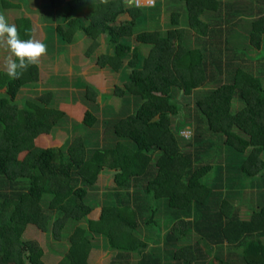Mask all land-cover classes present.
Segmentation results:
<instances>
[{
	"label": "trees",
	"instance_id": "16d2710c",
	"mask_svg": "<svg viewBox=\"0 0 264 264\" xmlns=\"http://www.w3.org/2000/svg\"><path fill=\"white\" fill-rule=\"evenodd\" d=\"M172 1L170 23L160 30L156 4L47 0L43 17L60 19L45 27L49 39L69 45L84 36L90 57L103 36L109 52L96 64L126 70L112 91L124 105L109 115L98 88L84 81L87 109L68 126L82 131L65 145L35 142L70 123L51 91L37 93L39 64L18 79L0 70V264H48L39 240L26 237L31 225L65 248L57 264H89L100 239L116 251L110 264H130L133 253L132 264H211L222 255L233 264H264V201L239 218L236 179L225 185L222 167H214L228 160L227 172L264 184V109L255 106L264 97V0ZM149 19L152 29H139ZM15 25L22 39L32 38L29 18ZM177 94L192 97V105ZM234 102L233 117L214 129L212 109ZM190 124L186 138L181 131ZM99 129L111 139L93 144L88 139ZM52 164H69V171H52ZM104 170L114 186L99 201L89 190Z\"/></svg>",
	"mask_w": 264,
	"mask_h": 264
},
{
	"label": "crops",
	"instance_id": "0c3cea01",
	"mask_svg": "<svg viewBox=\"0 0 264 264\" xmlns=\"http://www.w3.org/2000/svg\"><path fill=\"white\" fill-rule=\"evenodd\" d=\"M39 1L41 2V0H35V3L31 5L32 7L31 12L33 13L35 18H33L32 15H28V14L26 15L25 18H29L32 22V28H33L32 39H37L44 43L45 40L47 41L49 39L47 31L45 30V27L47 26L53 27L57 25L60 19L58 15L54 17V19H51V20L45 19L42 13H40L38 10L39 6L37 4ZM158 2H160V0H157L155 2L156 6L158 5ZM172 2L173 1L170 0L169 3L164 6L163 11L165 9H168L169 7H173V6H170V3ZM131 3L133 4V0H131ZM15 5L16 6L12 8L22 7L19 3ZM128 5H129V2H128ZM24 9L25 8L23 7V10ZM125 17L128 18L127 16H124L122 19H125ZM157 22H158V25H156L157 29L164 30L165 27H167V24L163 22L162 16ZM42 33L43 35H41ZM44 33L45 35L46 34L47 35L45 36ZM50 34H52V32ZM85 38L86 37L84 36L76 35L72 43H70L69 45H63L55 36H52L49 39L50 42H48L46 52L44 54H41V56L39 57V62H38L40 66V81H39L38 87L36 88L37 93L41 94L42 92H45V91H51L52 92V103H54L55 106H57L60 110L64 111L65 114L70 119V122L72 123L74 121L80 122L83 118L85 110L87 109V106L82 102V97L80 94L81 92L80 89L83 90L82 86H83L84 81L98 88V90L100 91L98 100H99V97H100V101L105 99V98H102L103 95L106 97L108 96V98L112 96V94H110V96L106 95L107 93L105 91L107 87L103 85L102 82H99V78L103 76L105 77V75L107 76L108 74L111 75L114 72L106 68H100L96 64V59L100 54L109 52V49L107 48L105 44V39L103 36H101L98 39L99 46L96 49L95 53L93 52V54H91L90 57H86L84 52L87 46L90 44V41H86L87 38L86 39ZM102 46H105L103 53H102V50H100L102 49ZM6 54H8L7 49H6ZM7 58L8 57H6L5 59L7 60ZM0 70H4V67H2L1 60H0ZM117 76L120 77L124 81L125 75L123 76L121 72H118V75H116V77ZM123 81L121 83H114L113 87L115 85L121 86L123 84ZM71 93H73V95ZM113 96H116V95L114 94ZM119 102L120 104L118 108L119 110H121L124 103H122L121 98L119 99ZM113 105H112V102H108V104L105 106L104 104L101 103L103 116L109 115L112 111L118 109V108L116 109L115 105L114 106ZM69 128H72L70 124H69ZM79 131H82V130H79ZM57 132L58 131L51 132V133H48L47 135H51V134L54 135V134H57ZM40 135H43V134H40ZM35 142L37 143L36 140ZM61 144L56 145V146H60ZM41 146H45V145H41ZM47 146H54V145H47ZM217 166L222 167L223 173L221 174V176H223V179H224L223 183L225 185H227L228 182L233 181V178L235 177L234 179L236 180L233 181L234 182L233 187H234V190H238V192L236 193V197L235 199H233L232 202H233L234 207H236L235 210L238 213L239 218L248 219L252 210L258 207V204L261 202V200L264 201V197L261 191L262 189H264V184H260V182H255V181L247 182L248 178H243V177L241 178L233 174V172H227L225 167L228 166V160L221 161V163H214V167H217ZM56 167H57L56 171L60 173H66V171L69 169L67 164H62L58 166L56 165ZM107 171L108 170H105L103 172H107ZM214 173L215 171L211 174V176L214 175ZM212 178L214 177L212 176ZM231 184L232 183L230 182V185ZM246 189L248 192H246ZM96 208H98L97 214L94 217L89 216L92 219H97L99 217L100 206H96ZM96 208L94 207V209L91 211L90 214L94 213V210H97ZM30 227L33 228L35 226L31 225ZM95 250H98L99 252H95ZM108 250L113 251V249H110L108 246H106L105 242H103L102 239H100L97 245H94L91 249L90 256H89V264H91L90 261H91L92 254H99V257L102 258L104 261V259L106 258L105 257L106 253H104L103 251H108ZM52 252H54L56 255L59 253L56 249H53ZM115 254H116V251H115ZM134 255H135L134 253L131 255L132 257L130 259L131 261L130 264L137 261L138 256H134ZM57 256H60V257L58 258V260H56L55 264H57L60 261V259L62 258V254L60 255L58 254ZM114 256L112 258H114ZM45 260L48 264H51L47 261V250L45 254ZM111 261L112 260H110L107 264H110ZM120 261H123V260H120Z\"/></svg>",
	"mask_w": 264,
	"mask_h": 264
},
{
	"label": "rangeland",
	"instance_id": "374dc122",
	"mask_svg": "<svg viewBox=\"0 0 264 264\" xmlns=\"http://www.w3.org/2000/svg\"><path fill=\"white\" fill-rule=\"evenodd\" d=\"M1 1H3V0H0V15L5 16L10 23H14L15 24L16 20H18L19 18H22V17H26L27 14L28 15H32L33 18H35L33 13L31 12L32 11L31 5L33 3H35V0H4L5 2L9 1L10 3H15V4L19 3L22 6L20 8H11V9H6L3 6V3ZM154 1L156 2L157 0H154ZM169 1L170 0H160V2H158V5L156 6L157 8H154V9L159 10V13L163 17V22L165 24H169L170 23V17H171L172 13L175 10L173 7H169L168 9H165L163 11L164 6L166 4H168ZM226 1H228V0H226ZM128 2H129V4H131V0H128ZM41 3L43 5V7H42L43 9H41V6H42ZM47 3H48L47 0H41V2L39 1L38 4H37L39 6V8H38L39 12L42 13L43 15H45V16H48V13H50V8H45V6L48 5ZM23 7L26 9V10L24 9L25 11L23 10ZM151 10H153V8H150V9L147 8V10H145V11L146 12H150ZM106 19L109 20L110 19L109 16H107ZM152 20H155L154 16H153ZM152 20L151 19L147 20V25H144V26L139 25V29H141V28H143V29H152V26H151V24H152L151 21ZM161 23H162V21H161ZM41 35H43V33ZM44 35H45V33H44ZM86 41H89V40L86 39ZM104 47L105 46H102V49H100V50H102V53H103V50L105 49ZM95 51H94V53H95ZM146 51L144 50L143 53L145 54ZM6 57H8V54H6V47L0 45V60L2 62V67H4V65H5V62H6L5 58ZM119 72H121V74L124 76L126 70L123 69V71L120 70ZM116 75H118V72L112 73L111 75L108 74L107 75L108 77L106 75H105V77L104 76L100 77L99 78V82H102V84L107 87L106 91H105L107 93L106 95L110 96V94H112V96L109 97L110 99L107 96V97H105V99H103L101 101V103L104 104V106H105V105L108 104V102H112V105L114 104L116 109H117L119 104H120V102H119L120 98H118L120 96H117V95L113 96L114 95L113 92H112L113 91V84L114 83H121L123 80L120 77H118V76L116 77ZM252 78L253 77H251L250 79H252ZM80 90H82V89H80ZM71 94L73 95V93H71ZM176 98L179 101H182V102H185V103L188 102V103H191V105H192V102H193V98L192 97L184 96L183 94H180V95L177 94ZM99 101H100V97H99ZM235 103L236 102L228 103V104H222V105H219L217 108L212 109V111L209 114V117H210L209 119H210V121L212 123V127L214 129L219 128L218 127L219 120L222 121V120H226V119H229V118L233 117L232 109L237 105V103H236V105H235ZM255 106H256L257 110L264 109V97L261 98L260 100H258L256 102ZM114 111L118 112L119 108L117 110H114ZM69 124L71 125L72 122H70ZM69 124H68V122H66L64 124V126L67 127L66 129L65 128L61 129L59 127L57 129H55L53 132L58 131L57 134H54V135H52V134L51 135L43 134V135H40V136H37V137L34 136L35 140L37 141L38 145L41 144V145H45V146H47V145L56 146V145H59L61 143H62L61 145H65V143L67 141H70L72 137L81 134V131H79V128H77V127L72 129V131L68 132ZM69 129L71 130V128H69ZM99 131H100V136L99 137L95 138L93 136V137L89 138L88 140L89 141L92 140L93 144L95 142H98V144L100 143V145H101L103 142H107V141H109L111 139L110 137H108V135H106V132H104V130L102 132V129H99ZM192 131H193V129L191 127V124L190 125H186V126H184L182 128L181 135L185 136L186 138H189L191 136V134H192ZM84 135H85V137L87 136L86 133H84ZM23 154L24 153H22V155ZM67 166L69 168V164ZM55 168H57L55 166V164H52L51 167H50V169L52 171L53 170L56 171ZM68 171H69V169L66 172H68ZM249 181L250 180L247 179V182H249ZM113 186H114V182H113V174H112V172L111 171L102 172L97 177V181L95 182V187H93V189L89 190V192H90L89 194L91 196H94V197L97 194L99 201H101V199H102L101 193L102 192H107V191L108 192L112 191ZM246 192H248L247 189H246ZM96 209L97 210H94V213L90 214L89 216L94 217L97 214V211H98V208H96ZM26 237L27 238L28 237L29 238H36L37 240H39V242L42 244V246L45 248V250H47V261L49 263H51V264H55L56 260H58V258L60 257V256H57V255L58 254L59 255L62 254V252L65 250V248L63 246H57L58 242H54V244H53V242H51L50 235H48L43 230H40L36 226L33 227V228L30 227L29 230H27ZM182 244H184V243H182ZM148 245H149V247H154V245H152L151 242ZM53 249H56L59 253L56 255L54 252H52ZM95 252H99V251L95 250ZM103 252L106 253L105 254L106 258L104 259V261H103L102 258L99 257V254H92L90 263L91 264H107L110 260H112V257L115 255V250H113V251H111V250L109 251L108 250V251H103ZM98 259H99V261H98ZM211 264H233V262H231L230 260L228 261L227 258L224 257V255H222L221 259H219V258L212 259Z\"/></svg>",
	"mask_w": 264,
	"mask_h": 264
},
{
	"label": "clouds",
	"instance_id": "9594fccd",
	"mask_svg": "<svg viewBox=\"0 0 264 264\" xmlns=\"http://www.w3.org/2000/svg\"><path fill=\"white\" fill-rule=\"evenodd\" d=\"M0 45L6 47L8 51L4 70L11 79H18L27 67L37 64L41 54L46 52V46L42 41L22 39L17 26L3 15H0Z\"/></svg>",
	"mask_w": 264,
	"mask_h": 264
},
{
	"label": "built area",
	"instance_id": "2783aa9c",
	"mask_svg": "<svg viewBox=\"0 0 264 264\" xmlns=\"http://www.w3.org/2000/svg\"><path fill=\"white\" fill-rule=\"evenodd\" d=\"M133 4L136 7H152L155 5L154 0H133Z\"/></svg>",
	"mask_w": 264,
	"mask_h": 264
}]
</instances>
